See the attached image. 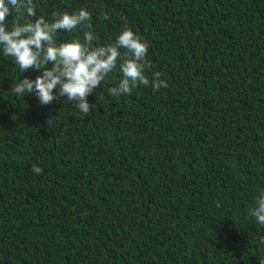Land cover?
I'll use <instances>...</instances> for the list:
<instances>
[{
    "label": "trees",
    "instance_id": "16d2710c",
    "mask_svg": "<svg viewBox=\"0 0 264 264\" xmlns=\"http://www.w3.org/2000/svg\"><path fill=\"white\" fill-rule=\"evenodd\" d=\"M34 3L49 21L88 9L94 43L127 23L168 87L112 97L117 67L81 118L66 97L18 99L43 69L0 51V264H262L248 210L264 191V0Z\"/></svg>",
    "mask_w": 264,
    "mask_h": 264
},
{
    "label": "clouds",
    "instance_id": "9594fccd",
    "mask_svg": "<svg viewBox=\"0 0 264 264\" xmlns=\"http://www.w3.org/2000/svg\"><path fill=\"white\" fill-rule=\"evenodd\" d=\"M9 15L13 17L11 26ZM52 16L51 21L43 15L37 16L34 0H0L2 55L11 57L21 73L43 69L35 79L26 76L11 88L18 99L35 93L42 105H49L66 97L67 101H76L75 107L84 118L96 107L87 97L117 67L122 78L117 86L107 90L112 97L129 95L138 86H151L153 91L168 87L159 72H154L152 79L146 75L150 67L149 44L127 23L114 42L99 44L94 43L99 37L93 31L92 14L88 9L53 12ZM100 18L108 20L110 16L102 13ZM78 29L83 30L82 38L77 35L57 42L59 32L72 33ZM32 171L39 175L42 168L34 164ZM248 215L264 227V191L255 198V206L248 210Z\"/></svg>",
    "mask_w": 264,
    "mask_h": 264
}]
</instances>
